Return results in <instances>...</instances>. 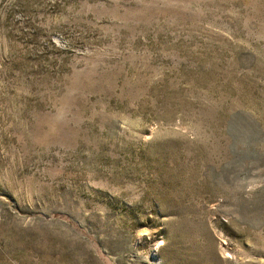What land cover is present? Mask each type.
Wrapping results in <instances>:
<instances>
[{"label":"rangeland","instance_id":"374dc122","mask_svg":"<svg viewBox=\"0 0 264 264\" xmlns=\"http://www.w3.org/2000/svg\"><path fill=\"white\" fill-rule=\"evenodd\" d=\"M0 264H264V0H0Z\"/></svg>","mask_w":264,"mask_h":264}]
</instances>
